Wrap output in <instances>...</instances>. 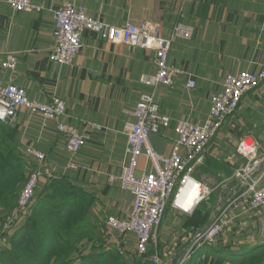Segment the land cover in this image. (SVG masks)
<instances>
[{"label": "crops", "instance_id": "crops-1", "mask_svg": "<svg viewBox=\"0 0 264 264\" xmlns=\"http://www.w3.org/2000/svg\"><path fill=\"white\" fill-rule=\"evenodd\" d=\"M50 2L57 6L72 2L83 7L89 16L113 27L156 22L161 26L163 38L169 37L177 23L190 25L192 37L188 41H174L168 56L169 65L179 70L173 86L153 91L140 82L143 74L155 72L154 51L105 43L92 33L84 35L80 54L71 65L51 62L54 23L52 13L47 10ZM34 3L44 10L15 12L6 0H0V65L8 54L17 58L14 71L0 66V81L25 89L32 101L48 103L53 97L60 98L66 105L65 120L86 132L88 141L72 156L67 153L65 137L56 132L54 122L24 110H19L12 122H0V138L24 163H32L24 155L27 147L45 154L42 166L49 176L41 177L40 190L57 178L69 179L75 186L71 190L81 194L84 203L82 209L87 215L83 226L93 222L103 224L109 215L125 218L131 210V194L120 190L118 181L111 182L109 178L120 174L125 159L126 125L134 121L131 114L142 93L154 92L162 113L172 121L201 124L207 118L211 94L221 89L226 75L264 69V0H34ZM189 78L195 80L192 89L186 87ZM88 124L101 130L90 129ZM247 136L257 142L258 157L264 158V81L242 96L239 108L225 119L211 139L203 163L195 167L192 176L210 191L209 196L190 213L167 205L156 241L165 252L175 257L182 254L212 217L224 221V235L210 249L195 255L198 258L193 264H234L237 253L264 241V208H249L247 186L238 185L233 175L235 169L245 164L236 148ZM175 141L173 125L149 137L153 149L163 155L170 154ZM140 160L143 167L145 161ZM259 185H264V176ZM168 212L173 222L164 224ZM29 214L28 207L22 208L12 224L20 226ZM6 231L9 233L11 227ZM134 245V236L129 235L126 248Z\"/></svg>", "mask_w": 264, "mask_h": 264}, {"label": "built area", "instance_id": "built-area-1", "mask_svg": "<svg viewBox=\"0 0 264 264\" xmlns=\"http://www.w3.org/2000/svg\"><path fill=\"white\" fill-rule=\"evenodd\" d=\"M6 3L15 12L40 13L44 10L34 0H6ZM47 10L52 13L54 23V48L49 56L51 62L71 65L80 54L86 33L97 35L105 43L139 46L154 51L155 72L143 74L139 79L145 87L153 91L157 87L173 86L174 76L179 70L168 63L172 44L177 39L188 41L193 35V28L183 23L175 24L168 38L162 37L161 26L156 22L113 27L89 16L83 7L72 2L59 6L50 2ZM0 66L4 70L14 71L17 66L16 56L6 55ZM263 81L264 69L257 73L240 71L236 75H226L221 89L211 94L210 109L201 124L187 120L172 121L162 113L155 101L154 92L140 95L131 114L134 121L126 125L125 159L120 174L118 177L109 178L111 182L118 181L120 190L129 192L132 196V206L127 217L109 215L104 220V228L111 236L110 245L118 255H124L129 235L134 236V250L138 256L146 254L152 246H156L159 225L170 201L174 209L190 213L199 201L209 196L210 191L192 176L195 167L203 163L211 139L223 126L225 119L239 108L242 96ZM186 87L194 88L195 80L189 78ZM19 110L54 122L56 132L65 137L68 154L76 155L87 144V133L65 120L66 105L60 98L53 97L48 103L32 101L25 89L0 81V122H12ZM172 125L176 134L172 151L168 155L156 152L149 142L150 135ZM87 127L101 130V127L93 124H88ZM181 149L183 153L180 152ZM236 152L245 159V164L234 170L235 180L238 185L247 186L245 193L249 195V208H264V185H259L264 176V158L258 157V144L249 136L243 137ZM24 155L35 163L36 169L29 174L21 190L18 197L19 208L28 207L39 187L41 177L49 176V172L42 166L45 162L43 152L27 147ZM140 159L145 161L143 167L140 166ZM192 183L200 191L198 200L189 206L191 193L188 189H191ZM225 227L224 221L219 217H212L190 240L180 261L187 260L197 248L215 245ZM152 262L160 264L157 255L152 257Z\"/></svg>", "mask_w": 264, "mask_h": 264}, {"label": "trees", "instance_id": "trees-1", "mask_svg": "<svg viewBox=\"0 0 264 264\" xmlns=\"http://www.w3.org/2000/svg\"><path fill=\"white\" fill-rule=\"evenodd\" d=\"M24 164L6 140L0 138V207L9 209L11 202L18 198L25 175ZM73 187L68 178L60 177L48 182L42 190L37 189L28 205L29 216L20 226L2 235L5 245H0V264H51L61 258L69 259V264H108V258L90 263L94 255H83L78 261L71 257L75 238L85 233L83 223L87 215L85 208L82 209L81 194L71 190ZM211 247L197 248L192 258ZM236 261L264 264V241L244 248L237 253Z\"/></svg>", "mask_w": 264, "mask_h": 264}, {"label": "rangeland", "instance_id": "rangeland-1", "mask_svg": "<svg viewBox=\"0 0 264 264\" xmlns=\"http://www.w3.org/2000/svg\"><path fill=\"white\" fill-rule=\"evenodd\" d=\"M25 169V175L22 181V185L19 190V195L21 193L22 188L24 187L29 174L36 169V165L34 166L31 162H26L24 164ZM18 195V197H19ZM171 202V201H170ZM170 202L168 205H170ZM21 211L22 208L18 207V198L16 201L11 202L9 205V209H4L3 207H0V245H5V242H3L2 235L7 232L6 230L11 227V230H13L16 225H13V218L17 214V211ZM172 215L170 212L166 214L165 223L170 224L172 223ZM163 224V225H164ZM83 230L85 233H83L81 236H78V238H75V249L71 257L73 260L78 261L83 255H94L93 258L90 260V263L92 261H101L104 258H108L107 263L108 264H154L152 262V257L156 256L158 257V262L160 264H193L197 260L198 257L195 256L194 259H192V255L185 260L184 262L180 261L182 258V254L176 255V257L173 254H169L164 251V248H162L161 245H159V241L157 242L156 246H152L149 249V252L145 255L138 256L135 251L134 247L132 246L130 249L126 248L124 255L120 256L118 255L112 246L110 245V239L111 236L106 232L104 228V223H94L91 225H84ZM200 231V230H199ZM224 235L221 234L219 238ZM202 248V247H200ZM259 249V248H258ZM258 249H255L254 251L258 252ZM71 258V259H72ZM52 263H58V264H69V259H57L55 262L52 261ZM51 263V264H52ZM93 263V262H92ZM234 264H241V262L235 261Z\"/></svg>", "mask_w": 264, "mask_h": 264}, {"label": "bare ground", "instance_id": "bare-ground-1", "mask_svg": "<svg viewBox=\"0 0 264 264\" xmlns=\"http://www.w3.org/2000/svg\"><path fill=\"white\" fill-rule=\"evenodd\" d=\"M190 188L191 189H188V192L191 193L189 206H192L196 202V200H198V195H199L198 192L200 191V189L194 183L190 184Z\"/></svg>", "mask_w": 264, "mask_h": 264}]
</instances>
